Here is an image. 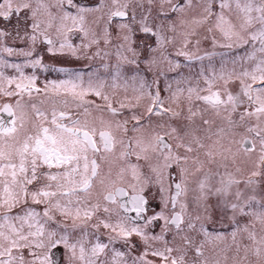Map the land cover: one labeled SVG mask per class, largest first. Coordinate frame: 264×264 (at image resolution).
<instances>
[{"label":"snow or ice","instance_id":"6c2138e0","mask_svg":"<svg viewBox=\"0 0 264 264\" xmlns=\"http://www.w3.org/2000/svg\"><path fill=\"white\" fill-rule=\"evenodd\" d=\"M13 15L0 52L26 59H0L16 72L0 70V264H264V0H0ZM202 39L245 51L201 68L203 87L161 88ZM40 44L108 75L39 87L23 69L46 67Z\"/></svg>","mask_w":264,"mask_h":264},{"label":"rangeland","instance_id":"374dc122","mask_svg":"<svg viewBox=\"0 0 264 264\" xmlns=\"http://www.w3.org/2000/svg\"><path fill=\"white\" fill-rule=\"evenodd\" d=\"M79 2L81 4L93 6L98 2V0H79ZM12 23L17 25V18L15 15H13L10 18V20L7 22H5L2 18H0V27H7L9 29L10 27H8L7 25H11ZM205 35H209V34L206 33V31L204 30H200V37H203ZM193 39H196V38L194 37ZM74 42L79 43V40L76 39ZM188 50L190 52H194L195 54L198 53V55L200 56H205V59L188 62L184 59V57L173 56V59L178 60L180 62L181 68L177 70L176 72L168 73L167 77H162L161 85H160L161 88H164L166 83H171L173 90H174L177 87V84L175 81L177 79L183 80L184 78L190 79L192 85H195L197 81L199 80L200 86L203 87V80H201L198 76V73L200 72L201 68H204L205 70H208L210 68H215L217 71H219L222 63L230 61L233 57H236L237 55H242L245 51L244 49L228 50V49H222L218 47L213 49L210 39L209 40L202 39L199 50H197L195 47L191 45L189 46ZM43 51L47 52V45L40 44L38 46V53L40 57L42 58H43ZM212 52H215L216 55L212 56L211 58L205 55L206 53H212ZM4 57H7V55L3 52H0V59H3ZM8 57H11V60L9 61V63H20V62H21L20 64L25 63V59H21L22 61L21 60L14 61V56H8ZM60 60L63 63L60 64L61 66H56L57 70L55 71L49 72L48 71L49 69H45L47 68V66L45 65L44 62L48 60L44 58H43V63L46 67L32 68L31 70L24 68L23 70L25 74L27 75L35 74L38 77L37 84L39 87H43L44 84L49 81H53V80L59 81V80L69 79L70 77L75 76V74L77 73L83 75L85 82H87L89 74H92V73H97L101 77H107L108 75L105 72V70L101 67L102 62L99 59H92V60H89L87 58L78 59L76 57L70 56V57H67L66 59H60ZM66 63L68 64L66 65ZM68 67L69 69H67ZM227 67L231 68L232 67L231 63H227ZM61 68L66 69L67 71H64V72L59 71V69ZM0 70L5 71L7 75H16L15 70L11 68L0 69ZM147 77L149 81H151L152 75L147 74ZM109 83H111L110 79H109ZM179 86L187 87L188 85L182 83ZM108 91H111V89H108ZM118 91L120 95L123 96V89L121 88ZM128 94L132 95L130 88H129ZM167 95H168V92L166 91L162 92V96H167ZM89 98L92 99L93 97H89ZM41 99H44L45 105L46 104H58V103L63 104V101L65 99H67L69 103H73V101H69V100H72L70 96L66 97L63 95L50 96L47 99H45L44 97H39V98H36L35 100L37 103H39V100ZM240 132L242 135L246 134L243 132V129H241ZM237 139H240V137L238 136ZM157 231H159L158 228H157ZM225 231H227V229H225ZM117 247H121V245L118 244Z\"/></svg>","mask_w":264,"mask_h":264},{"label":"flooded vegetation","instance_id":"af4514ba","mask_svg":"<svg viewBox=\"0 0 264 264\" xmlns=\"http://www.w3.org/2000/svg\"><path fill=\"white\" fill-rule=\"evenodd\" d=\"M7 26L10 27L9 30L11 31L16 26V24H11V25H7ZM8 44H9V46H14L12 44L11 40L8 41ZM20 47H22V45H20ZM67 57H70V55H55V56H53V55L49 54L48 52L43 51V58L48 60V61L44 62L45 65L47 66V68H45V69H49L48 70L49 72L57 70L56 66H59L61 63H63V62H61L60 59H66ZM3 59H5V60H7L9 62L11 60V57L7 56V57H4ZM21 59H26V58L19 57V56H14V61H20ZM25 69L31 70L32 68L27 67ZM25 99H27V97ZM34 99H36V98H34ZM5 100H7V98L0 99V104H2ZM69 101H72V100H69ZM69 104H72V103H69ZM53 106H55L57 108H61V107H63V104L62 103H58V104H46V105L43 104L42 105V107H44L46 109H49V110ZM103 232H104V230L101 229V233H103ZM101 239L106 240V235H102Z\"/></svg>","mask_w":264,"mask_h":264}]
</instances>
